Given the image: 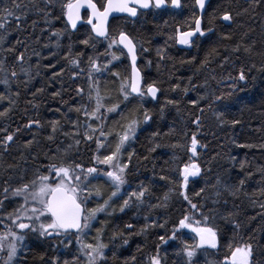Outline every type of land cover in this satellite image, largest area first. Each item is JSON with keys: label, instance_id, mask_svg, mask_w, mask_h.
<instances>
[{"label": "trees", "instance_id": "obj_1", "mask_svg": "<svg viewBox=\"0 0 264 264\" xmlns=\"http://www.w3.org/2000/svg\"><path fill=\"white\" fill-rule=\"evenodd\" d=\"M183 1L180 10L171 7L148 12L141 10L136 20L122 16L113 18L110 23V35L125 31L136 42L138 66L144 77L143 88L155 83L160 92L156 100L149 96L143 98V108L151 112L153 119L147 124L141 123L135 139L127 145L123 162H127L129 152H135L126 173L127 183L119 198H114L108 212L102 213L93 223L94 231L89 241L94 242L97 229L103 230V242L109 245L105 252L106 264H125V261L128 264H149V258L157 251L162 264H188L182 249L185 244L199 243V238L190 228H182L176 238L171 239L173 229L178 227L179 220L185 215L190 216L193 226H196L194 222L202 221L203 214L209 218L206 226L217 230L218 246L215 249L207 246L197 249L192 264H223L225 256L230 255V244L235 247L245 243L253 245V264H264V208L260 207L264 204V195L261 194L264 190V173L261 171L264 169V147H261L264 145V71H261L264 68V3L210 0L202 16L205 36L198 35L187 48H180L175 39L177 27L181 31L194 27V18L200 16L195 0ZM65 2L15 0L20 7L7 20H0L4 24L0 28V37L3 38L0 40V63L3 65L0 81L8 80L7 85L0 82V96L4 97L0 99V112L10 109L7 116L0 117V128L6 127L9 132L21 129L7 150L0 146V199L4 196L5 181L11 188L18 187L33 179L37 171L48 175L47 166L50 163L72 162L84 169L97 167L94 157L99 155L102 158L114 147L116 138L111 136L106 146L98 150L95 139L86 140L83 136L86 131L83 112H69V108L82 104L88 105L89 110L94 107V100L88 99V57H99V64L108 65L100 73H93L102 95L110 97L106 105L120 103L117 112L106 113L105 109H101L106 117L104 130L120 131L117 125L124 123L123 117L137 110L142 111L139 97H129L121 102L122 98L118 95L121 79L131 74L128 55L119 45L109 48L110 41L96 38L86 24L73 32L63 16L61 5ZM94 2L100 7L104 0ZM11 3L12 0H0V8ZM224 11L232 12V22L219 19ZM237 12L241 14L237 16ZM209 20L213 22L209 24ZM209 27L213 29L210 33L207 32ZM57 30L62 32L59 37L53 35ZM229 34L231 40L222 39ZM86 39L89 40L87 46L81 43ZM237 44L241 45V50L233 53L231 49ZM69 45L73 55L83 53L80 68L85 71L75 69L78 73L75 77L64 59ZM244 46H249L251 51L244 52ZM213 48L219 55H209ZM106 52L108 55H104ZM113 53L118 59L111 60ZM21 54L24 57L22 61L17 59ZM225 56H228L227 61ZM206 57L209 63L201 67ZM109 60L111 63H108ZM22 68L27 70V74L21 71ZM241 68L246 72L247 80L236 81L234 90L231 78L238 77ZM12 71L17 73L16 77H12ZM116 73L119 77L114 75ZM176 85L179 87L173 91ZM77 88H82L83 94L78 95ZM184 88L189 89L186 94ZM37 89L44 91L37 92ZM54 92H60V95L53 97ZM229 92L232 97L223 103L214 100V96ZM201 96L205 99L200 100ZM168 100L179 103L167 104ZM191 100H199L198 106H193ZM218 112H223L227 123L220 122ZM197 116L200 117L199 126L193 123ZM29 119L40 120L41 126L25 128ZM57 120L60 127L53 134L49 122ZM234 120L239 123L232 124ZM87 122L94 128L100 126V121ZM153 133L159 135L153 137ZM193 134L199 141L195 156L190 152ZM50 135H53L52 140L48 139ZM95 135L98 137L99 132ZM2 136L3 133H0V138ZM30 140L34 141L33 144L25 148V143ZM75 140H80L79 145L74 143ZM174 144L183 147H171ZM69 145L72 147L69 148ZM153 147L155 151L150 152ZM57 149L60 151L57 152ZM53 155L57 156L56 160L51 159ZM190 162L197 163L201 173L189 179L187 188H182L180 173L183 166ZM241 163L244 164L243 169ZM162 176L169 179L162 180ZM241 179L245 181L241 190L235 196L230 195L225 187H238ZM106 180L104 176L97 179L90 176L85 182L86 191L93 193L86 207L93 208L103 203V199L114 190ZM141 184L149 188L143 204L137 205L134 201L129 209L120 212L123 200L128 198L129 193L138 191ZM95 189L101 190V197L95 196ZM201 189L204 191L201 192ZM182 192L199 210L191 208ZM166 193L169 199L165 202ZM16 199L19 204L23 202L20 197L10 196L3 207L11 212ZM161 204L164 206L153 207ZM10 212L4 211L0 217L7 222L6 214ZM153 222L155 227L140 231L145 224ZM126 224L133 225L131 235L125 229ZM236 224L240 227L236 228ZM120 231H123V237L113 240V233ZM161 236L167 243L160 240ZM124 238L128 239L127 244L123 243ZM25 245L27 249L18 264H53L54 261L64 264L67 261L64 258H68L71 264L72 252L63 250L58 240L31 234Z\"/></svg>", "mask_w": 264, "mask_h": 264}, {"label": "snow or ice", "instance_id": "obj_2", "mask_svg": "<svg viewBox=\"0 0 264 264\" xmlns=\"http://www.w3.org/2000/svg\"><path fill=\"white\" fill-rule=\"evenodd\" d=\"M51 0H49V3ZM168 0H104V3L98 7L97 3L94 0H66L65 3L61 5L63 16L66 17L67 24L71 26V29L75 30L77 24L82 21L81 9H87L88 18L86 24L91 26V32L95 34L96 37H102L105 40H109L108 47L111 48L113 45H123L124 49H127V55L131 59V74L130 76L123 77L118 90V95L122 98L121 102L127 101L129 97H139L141 99V110L137 112L130 113L128 116L123 117L124 123L117 125L120 131L115 129H110L107 132L104 130L105 125V112L113 113L117 112L120 108V103H113L110 106L106 105V101L110 97L102 95L99 84L93 78V73H100L101 69H107L108 65H101L98 63L99 57H88V68L87 76L89 80V101L94 100V107L89 110L88 105H80L76 108H69V112L75 111L76 113L83 112V115L86 118L85 127L86 131L83 134L86 140L95 139L97 149L99 150L102 147L106 146V141L109 137L115 136L116 142L114 147L110 148L109 154L104 155L102 158L97 155L94 157L98 165L108 166L107 171L98 169L97 167H89L84 169L82 165L75 164L72 162L69 163H50L47 166L48 175H42L37 173L34 178L28 181L27 183H21L18 187L11 188V185L8 184V181H5V187L3 188V199H0V208H3L4 202L9 200L11 197H20L22 198V203L16 207L13 212L8 213L6 219L9 223L4 224V219H0V224H4V228L0 231V254H2L5 259H3L2 264H14L15 258L18 254V249L20 245L25 240V230L32 233H38L40 237H59L63 234H68L75 230L76 233L86 234L85 230L90 229L91 222L97 218L99 213H107L108 209L112 207V202L114 198H119L121 194V188L127 183L126 173L129 169V165L135 156V152H129L127 155V162H123L122 157L123 153L126 150L125 146L129 144L130 141L135 139L138 128L141 123L147 124L150 120L153 119L151 112L148 109L143 108V98L150 96L152 99L157 98V94L160 92V89L153 84H149L147 88L142 87V76L141 71L137 67V44L125 31H119L118 35H110L108 31V20L110 15L113 13H126L130 17H136L138 15L139 9H149L156 8L160 9L167 5ZM171 6L173 8L181 7V0H170ZM196 5L199 7L201 12L204 11L206 6V0H195ZM264 0H252V4H262ZM20 7L19 4L15 3V0H12L11 5H6L4 8H0V20H7L8 17L14 15V10ZM247 9H245V12ZM241 13L237 12L236 15L239 16ZM202 16L195 17L193 20L194 27H190L187 31H181L179 27L176 29L175 39L179 44L191 45L193 43V37L205 36V30L202 29ZM17 20L20 17H16ZM221 21L232 22L234 16L231 11H224L223 14L219 17ZM213 21L209 20V24ZM4 27L3 23H0V28ZM213 29L209 27L207 32H212ZM53 35L59 37L62 35L60 30H57ZM244 35H247L245 33ZM3 38L0 37V40ZM223 40H231L232 36L224 35ZM81 43L85 46L89 45V40H83ZM95 47V45H92ZM241 50V45L237 44L234 48L231 49L233 53L239 52ZM244 52H250L251 48L249 46L243 47ZM160 50H158V55ZM216 54L219 55L215 48L212 49L209 55ZM83 53H76L73 55L71 45H69L68 54L64 57L69 66V71H71L72 76L75 77L78 75L75 69H79L80 72H84L85 69L80 68L81 59L80 57ZM108 55V53H104ZM17 59L23 60V54H21ZM118 57L113 53L111 54V60H116ZM111 60L108 63H111ZM224 60H228V56L224 57ZM149 63H151L149 61ZM183 63V62H182ZM191 63V61H187ZM209 63L208 58L206 57L204 61L201 62V67H204ZM253 68L255 65L252 66ZM0 71H3V65L0 63ZM21 71L27 74L26 69H21ZM64 70L62 69L61 72ZM251 71V69H249ZM264 71V68L261 69ZM12 77H16L17 73L12 71ZM58 75V74H54ZM119 77V73L114 74ZM231 78V77H230ZM233 79L232 88L235 90L237 87L236 81H246L247 74L243 68H241L238 77L231 78ZM255 79V78H253ZM5 85L8 84V80L4 79L0 81ZM179 85H176L173 88V91L178 88ZM242 90V89H241ZM44 89H37V92H43ZM82 88H77L76 92L78 95L83 94ZM189 91L188 88H184L183 92L186 94ZM93 92L95 95L93 96ZM19 96V92L16 93ZM35 96L36 93H33ZM53 97L59 96L60 92H54ZM232 93L221 94L219 96H214L215 101L223 103L224 101L230 99ZM0 99H4L3 96H0ZM200 100L205 99V97H199ZM14 103V101H12ZM66 103V102H65ZM167 104L177 105L179 101L168 100ZM190 103L193 106H198L199 100H191ZM101 109H105V112H102ZM163 108L160 109L163 113ZM9 108L4 109L3 112H0V117L7 116ZM203 110L201 109V112ZM142 115V120H141ZM223 112L217 113V118L220 122L227 123L223 119ZM88 120L100 121V126L97 128L92 127L91 123H88ZM52 128V133L55 134L60 127V122L51 121L49 122ZM74 124L77 122H73ZM197 126L200 124V117L197 116L193 121ZM232 124H237L239 121H232ZM41 126V122L38 119H29L28 124L25 125V128L30 129L32 126ZM21 131L20 128L15 129L14 132H9L5 128H0V133H3L2 138H0V146L7 150L10 142H13L16 136V133ZM99 132L97 137L95 134ZM91 133V134H89ZM69 135V133H65ZM80 135V133H76ZM153 137L159 135V133H153ZM49 140L53 139V135L48 137ZM34 141H27L24 145L25 148L30 147ZM74 143L79 145L80 140H75ZM199 141L196 138V135L193 134L190 144V152L192 156L196 155L197 145ZM69 148L72 145L68 146ZM155 147H159L156 145ZM155 147L149 149L150 152L155 151ZM173 148H180L183 145L174 144L171 145ZM240 147H252V145H240ZM264 147V145H261ZM60 150L57 149V152ZM67 149L64 151L66 155ZM52 160H56L57 156L53 155ZM144 159H147L145 157ZM191 161V157H190ZM244 164L241 163V168L243 169ZM264 173V169L261 170ZM101 173L104 177L107 178L106 182L110 183L111 187L114 189L110 192L106 199H103V203H98L96 207L88 208L86 204L88 199L92 196V191L85 192L87 188L88 178L92 176L93 179H97ZM201 169L200 166L195 162L187 163L183 166V169L180 173L182 177V188H187L189 178L196 177L200 175ZM93 174H96L93 176ZM162 180L169 179L168 177H160ZM219 183V180L217 181ZM245 181L241 179L239 181V186L234 188L225 187V190L229 192L230 195L235 196L237 192L241 190ZM11 188V191H10ZM171 191V189H170ZM201 192L204 189L200 190ZM84 193V197L81 198V193ZM149 192V188L143 184L140 185L138 191H133L128 194V198L123 200V203L119 207L120 212H124L126 209H129L133 202L135 201L137 205L143 204L145 195ZM261 194L264 195V190L261 191ZM184 200L188 201L192 209H198L196 204H192L188 195L185 192H182ZM200 195V193H196ZM217 195H220L217 192ZM95 196L101 197L102 192L100 189H95ZM164 201L166 202L169 199L168 194L164 196ZM161 205H155L153 207H161ZM261 208H264V204L260 205ZM116 211V209H113ZM202 221L191 222V218L188 215H185L182 219L179 220L178 227L173 229V234L171 239L176 238V234L179 229L190 228L196 236L199 238V243L196 244H185L182 251L188 258V264H192V258L196 255V251L199 248H204L205 246L210 248H217L218 246V233L217 230L213 227L206 226L208 221L207 216H203ZM147 219V217L145 218ZM28 222H24V221ZM202 223L205 226H200ZM155 222L152 224H145L140 231L145 232L151 227H155ZM163 227V225H159ZM236 228H239L240 225L236 224ZM133 228L132 224H126L125 229L129 230L131 235V229ZM19 230V231H17ZM123 231L114 232L112 239L115 240L118 236L123 237ZM103 230L97 229V235L94 238L93 243H81L79 251L86 258V264H106L105 249L109 247L108 244L103 242ZM79 240V237H78ZM160 240L164 243H167L165 237L161 236ZM123 243L127 244L128 239L124 238ZM230 255L225 256L223 264H253V245L251 243H245L243 245H238L233 247L231 244L228 246ZM115 257V253H113ZM132 261H135V257L131 258ZM53 264H56L54 261ZM64 264H69L68 261H65ZM71 264H79V257L74 258ZM125 264H128L125 261ZM149 264H162L159 252L157 251L156 255H153L149 258Z\"/></svg>", "mask_w": 264, "mask_h": 264}, {"label": "rangeland", "instance_id": "obj_3", "mask_svg": "<svg viewBox=\"0 0 264 264\" xmlns=\"http://www.w3.org/2000/svg\"><path fill=\"white\" fill-rule=\"evenodd\" d=\"M126 147H127V145L125 146V148ZM197 149H198V145H197ZM97 167H99V169H102L103 171L109 170L108 169V166H106V165H98L97 164ZM102 176H103V174L101 173V175L99 176V178L102 177ZM124 187H125V185L122 186L121 193H122V190H123ZM85 192H87L86 189H85ZM83 197H84V193L82 192L81 193V198H83ZM91 198H92V196L89 197L88 204H89ZM14 204H15V207L14 208H11L12 209L11 212H13V210L16 207L19 206V202H18L17 199L14 201ZM88 208H92V207H88ZM2 210L5 211V212H10L9 208L7 209V207H3ZM2 210L0 209V214H1ZM101 214L102 213H99L97 215V218L94 221L91 222L90 229H86L85 230L86 234H81V233H76V234H63V235H60L59 237H55V236L51 237V238H53L55 240H58L60 243H62V245H63L62 246V249L63 250H67V251H69V253L72 252L73 256L70 257L71 262L74 260V258L79 257V264H86V258L79 251L80 244L81 243H85V244L90 243L89 238L91 237L92 232H93V230H92L93 223L99 218V216ZM24 222H28V221L25 220ZM7 223H9L8 220H7L6 224ZM3 228H4L3 224H0V231H2ZM17 231H19V230H17ZM31 234H32V236L33 235L34 236L39 235L38 233L27 232V230H25V240L23 241V243L20 245V247L18 249V254H17V257L15 258L14 264H18L21 255L26 251V249H27V247L25 245L26 244V239ZM78 237H79V240H78ZM105 252H106V249H105ZM5 258L6 257H4L2 254H0V264H2V261ZM64 260L69 261L68 258L67 259L64 258Z\"/></svg>", "mask_w": 264, "mask_h": 264}, {"label": "water", "instance_id": "obj_4", "mask_svg": "<svg viewBox=\"0 0 264 264\" xmlns=\"http://www.w3.org/2000/svg\"><path fill=\"white\" fill-rule=\"evenodd\" d=\"M209 1L210 0H206V6H205V9H206V7H207V4L209 3ZM98 6V5H97ZM164 8V7H163ZM150 9V8H149ZM176 9V8H175ZM204 9V10H205ZM146 10H148V9H146ZM85 11H88L89 12V10H87L86 8L85 9H81V16H82V18H83V13L85 12ZM138 13H139V10H138ZM119 16H128V14H126V13H113L112 15H110V17H109V20H108V31H109V25H110V22H111V20L113 19V18H115V17H119ZM138 16V15H137ZM137 16L136 17H131V18H133V19H136L137 18ZM130 17V16H129ZM84 21H83V19H82V21L81 22H79L78 24H77V28L75 29V30H73V29H71L72 31H74V32H76L77 30H78V28H79V26H80V24H82ZM85 24H86V22H85ZM70 26V25H69ZM90 26V25H89ZM91 27V26H90ZM70 28H71V26H70ZM94 34V33H93ZM95 35V34H94ZM97 38H99V39H104V38H102V37H97ZM195 38L196 37H193V41L195 40ZM122 49H124L123 48V45H119ZM180 46L181 47H186L187 45H183V44H180ZM125 50V52L127 53V49H124ZM130 58V57H129ZM131 60V59H130ZM136 64H137V67H138V49H137V61H136ZM141 76H142V87H143V75H142V73H141ZM159 94V93H158ZM158 94H157V97H158ZM191 178V177H190ZM72 232H75V230H73Z\"/></svg>", "mask_w": 264, "mask_h": 264}, {"label": "bare ground", "instance_id": "obj_5", "mask_svg": "<svg viewBox=\"0 0 264 264\" xmlns=\"http://www.w3.org/2000/svg\"><path fill=\"white\" fill-rule=\"evenodd\" d=\"M207 5H208V4H207ZM181 6H182V4H181ZM170 7H171L172 9H174V10H180V9H181V7L176 8V9L173 8L172 6H170ZM197 8H198V11H199V15H200V16H203L204 13H205V11H206V9H205L203 12H201V10L199 9L198 6H197ZM85 17H86V15L83 16L82 19H83L84 22H83L82 24H80V26L83 25V24H85V22H86V20H87ZM87 18H88V16H87ZM115 18H116V17H115ZM86 25H87V24H86ZM88 26H89V25H88ZM201 26H202V25H201ZM89 27H90V26H89ZM90 28H91V27H90ZM197 36H198V35H197ZM197 36H196V38H197ZM196 38H195V39H196ZM194 41H195V40H194ZM194 41H193V42H194ZM178 45H179L180 48H185V47H181L179 43H178ZM187 46H188V45H187ZM137 49H138V48H137ZM128 57H129V56H128ZM129 61H130V65H131V60H130V58H129ZM138 63H139V56H138ZM138 68H139V66H138ZM139 69H140V68H139ZM140 71H141V70H140ZM141 73H142V72H141ZM142 75H143V74H142ZM143 79H144V77H143ZM143 81H144V80H143ZM149 97H150V96H149ZM156 99H157V98H156ZM156 99H155V100H156ZM153 100H154V99H153Z\"/></svg>", "mask_w": 264, "mask_h": 264}, {"label": "flooded vegetation", "instance_id": "obj_6", "mask_svg": "<svg viewBox=\"0 0 264 264\" xmlns=\"http://www.w3.org/2000/svg\"><path fill=\"white\" fill-rule=\"evenodd\" d=\"M183 2H184V1L181 0V4H182ZM170 6H171V3H170V0H168V3H167V5H166L165 8H163V9L150 8L148 11H154V10H166V9H169ZM143 11L145 12L146 10H143ZM148 11H146V12H148ZM84 16H85V15H84ZM189 29H190V28L185 29V30H189ZM185 30H182V31H185Z\"/></svg>", "mask_w": 264, "mask_h": 264}]
</instances>
